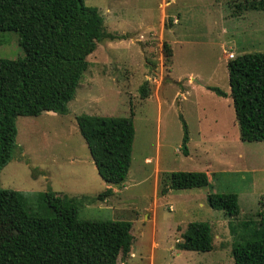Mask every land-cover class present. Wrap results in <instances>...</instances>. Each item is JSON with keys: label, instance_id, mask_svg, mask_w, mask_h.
<instances>
[{"label": "rangeland", "instance_id": "obj_1", "mask_svg": "<svg viewBox=\"0 0 264 264\" xmlns=\"http://www.w3.org/2000/svg\"><path fill=\"white\" fill-rule=\"evenodd\" d=\"M84 1L97 8L108 33L125 39L98 45L87 57L66 115L16 118L17 149L0 171L1 204H16L21 193L36 210L37 195L52 191L74 199L80 219L130 222L126 264H233L232 245L258 226L263 209L264 141L239 140L226 64L244 53H264L263 14L244 9L252 0ZM24 57L18 34L0 32V59ZM144 82L150 94L141 99ZM131 113L130 167L121 185L107 187L75 118ZM184 171L205 173L208 185L161 195L169 175ZM106 189L111 195L98 199ZM208 193L237 195L238 215L211 208ZM192 222L210 225L212 251L178 248ZM13 237L0 229V259Z\"/></svg>", "mask_w": 264, "mask_h": 264}, {"label": "trees", "instance_id": "obj_2", "mask_svg": "<svg viewBox=\"0 0 264 264\" xmlns=\"http://www.w3.org/2000/svg\"><path fill=\"white\" fill-rule=\"evenodd\" d=\"M248 11L264 18V0L247 1ZM0 32L18 34L25 57L0 59V171L13 159L17 149V117H38L51 112L68 113L87 57L98 45L125 39L108 33L96 7L84 0H0ZM166 58L171 49L164 44ZM229 96L239 128V140L264 141V53H244L226 64ZM226 96L218 88H209ZM141 99L149 96L147 82L139 87ZM100 179L121 185L131 162L134 140L132 113L127 118L82 114L75 118ZM183 123L182 152L188 154L187 127ZM208 185L203 172H173L169 190L202 188ZM106 189L97 196L111 195ZM16 204H1L0 229L14 234L6 258L0 264H126L133 237L127 221L83 220L74 199L46 191L30 199L16 193ZM208 205L229 217L239 213L235 194L206 195ZM259 224L232 245L233 264H264V204ZM211 227L192 222L182 234L178 248L192 252L213 249Z\"/></svg>", "mask_w": 264, "mask_h": 264}, {"label": "water", "instance_id": "obj_3", "mask_svg": "<svg viewBox=\"0 0 264 264\" xmlns=\"http://www.w3.org/2000/svg\"><path fill=\"white\" fill-rule=\"evenodd\" d=\"M117 185H112V187H116Z\"/></svg>", "mask_w": 264, "mask_h": 264}, {"label": "crops", "instance_id": "obj_4", "mask_svg": "<svg viewBox=\"0 0 264 264\" xmlns=\"http://www.w3.org/2000/svg\"><path fill=\"white\" fill-rule=\"evenodd\" d=\"M109 185H107V187H108Z\"/></svg>", "mask_w": 264, "mask_h": 264}]
</instances>
